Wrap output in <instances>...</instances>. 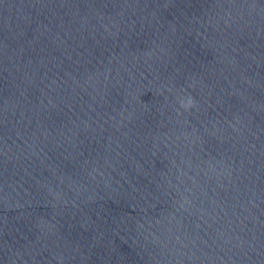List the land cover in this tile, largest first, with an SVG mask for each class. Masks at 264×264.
<instances>
[{
	"label": "water",
	"instance_id": "obj_1",
	"mask_svg": "<svg viewBox=\"0 0 264 264\" xmlns=\"http://www.w3.org/2000/svg\"><path fill=\"white\" fill-rule=\"evenodd\" d=\"M0 264H264V0H0Z\"/></svg>",
	"mask_w": 264,
	"mask_h": 264
},
{
	"label": "clouds",
	"instance_id": "obj_2",
	"mask_svg": "<svg viewBox=\"0 0 264 264\" xmlns=\"http://www.w3.org/2000/svg\"><path fill=\"white\" fill-rule=\"evenodd\" d=\"M192 105H193V101L191 99L187 100L186 102L182 101V107L186 109L192 107Z\"/></svg>",
	"mask_w": 264,
	"mask_h": 264
}]
</instances>
